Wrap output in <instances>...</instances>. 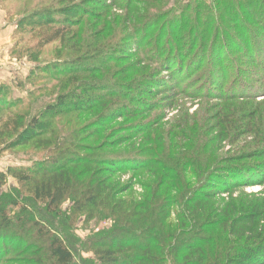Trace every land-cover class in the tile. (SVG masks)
Listing matches in <instances>:
<instances>
[{
	"label": "trees",
	"instance_id": "1",
	"mask_svg": "<svg viewBox=\"0 0 264 264\" xmlns=\"http://www.w3.org/2000/svg\"><path fill=\"white\" fill-rule=\"evenodd\" d=\"M58 2L60 5L81 2L80 7L87 13H83L84 16L80 14L82 18L75 21L72 17L75 13L68 5L62 11L56 8L55 12H52L53 4L49 8L39 6L34 12L24 11L27 17L18 27L30 26L28 33L35 42L26 49V56L28 52L41 51L53 44H71L76 60H66L64 64L72 66L66 71L69 72V81L74 89L67 95L58 96L56 103L42 109L41 114L31 120L21 115L8 119L2 128L0 134L10 144V149L32 144L37 150L42 149L57 156L48 157L35 166L12 168L7 174L0 171V264L10 261L6 257L19 250H25V256L29 255V259L25 257L29 264H82L77 258L71 236L68 237L70 230L57 223V219L63 215L60 210L62 205L70 200L73 201L71 211L74 216L87 213L92 220L96 212L100 211V219H113V227L108 232L87 240L86 246L91 245L98 258L97 264H264V193L244 192V188L248 186L258 183L264 185V178L254 179V170L240 169L242 164H236L235 158H228L220 160L222 164H215L210 168V177L216 179V183H197L192 187V181L185 178L190 167L181 162L170 164L156 153L151 154L150 151L154 152L156 148L149 150L145 146L129 144L138 134L145 132L143 129L131 125H114L116 118L136 116L137 113L143 115L145 111L156 110L161 104H155L154 100L166 91H170L173 97H168L165 104L172 107L175 92L179 89L177 82L186 83L196 70L204 66V62L198 66L199 60L190 59L189 66H185L189 58H185L183 53L173 56L168 50L169 56L165 57L166 54L160 51L158 59H165L162 67L171 72L181 69L182 73L177 76V81H172L170 90H167L169 85L164 81L157 86L153 85L147 82L151 79L147 74L137 75L135 63L123 66L124 57L118 51L119 47L114 46L112 50L109 48V54L105 52L108 49L101 51L112 45L111 40L106 38L115 29L112 27L115 19L102 20L85 10L90 6L102 7L101 1ZM110 2L107 11L120 9L113 0ZM129 8L125 24L128 20L129 24L132 20L135 21L134 26L131 24L134 34L154 25L153 22L149 23L152 18H142V12L146 10H135V17ZM60 15L62 20L59 21ZM86 18L96 20L85 22ZM140 20L144 21L137 25ZM123 26L125 27L124 23ZM82 27L88 31V42L84 46L80 45V33L74 31ZM254 40L257 41L255 38ZM135 44L143 50L146 42L143 37H139ZM224 49L222 47L219 50L220 56H223ZM34 57L31 54L30 58ZM95 57L102 58L101 69L93 67L87 70L82 68L83 63L79 64ZM256 57L257 51L252 50L248 60L255 63ZM182 59L184 64L178 65L177 61ZM74 63L79 64L80 71ZM258 64L263 67L264 61ZM41 68L48 66L43 68L37 65L30 72L37 74ZM82 71L86 73L82 74ZM86 74H92L93 79L87 78ZM98 74L105 77H97ZM112 75L119 77L122 82L115 86L109 81L111 88L108 92L99 94L96 89L88 86L91 82L98 83ZM216 76L215 73L214 79ZM19 79L20 76H17L11 84ZM213 83L214 80L211 81ZM90 91L93 92L86 96L85 93ZM5 95L0 90V103L6 102ZM133 95H136V99ZM258 96V93L253 97L247 95L244 100H258ZM114 99H120V102H115ZM128 101L137 104L136 107L131 108ZM257 106L264 110V101L257 103ZM114 107L120 110L113 111ZM243 109L246 111L248 107L242 108V111ZM73 113L77 126L73 132L64 136L62 143L54 145V139L42 138L43 133L40 131L42 128L51 130L53 119ZM253 115L255 113H250L242 120L248 121ZM156 125L150 123L148 127L150 141L155 135L152 130ZM238 125L239 123L234 124L233 127L239 129L241 134L255 133L254 129L249 128L251 124H248V128L237 127ZM181 127L185 129V126ZM194 129L198 131L197 128ZM84 132L87 134L84 135ZM128 132L130 138L127 137ZM226 139L223 136L219 141ZM137 148L142 160L146 157L149 159L146 164L140 165L127 160L126 151ZM262 155L264 152L258 156ZM255 156L254 153L246 158L252 159ZM146 169L153 171H149L153 176V184L146 186V195L132 201L123 198L122 196L130 194L132 186H120L117 175ZM194 170L198 172L196 168ZM9 174L22 185L21 190L15 189L8 193L3 191L8 184ZM39 204L43 205V212L55 221H44L30 210L29 206ZM17 209L19 212L15 211Z\"/></svg>",
	"mask_w": 264,
	"mask_h": 264
},
{
	"label": "rangeland",
	"instance_id": "2",
	"mask_svg": "<svg viewBox=\"0 0 264 264\" xmlns=\"http://www.w3.org/2000/svg\"><path fill=\"white\" fill-rule=\"evenodd\" d=\"M99 1L102 2V7L90 6L85 10L97 15L102 20L115 19L112 26L115 29L106 38L111 40L112 45L101 49V51L108 49L105 52L109 54L114 46L119 47L118 51L124 57L123 66L135 63L138 76L147 74L151 78L147 82L156 86L163 81L167 82L169 85L167 90H170L172 81H177V76L182 73L181 69H175V72L164 69L162 65L165 59H158L160 51H163L164 55L166 54L165 57L169 56L168 50L173 56L183 53L185 58H189L185 66L190 62V59L199 60L198 66L204 62V66L200 67V70H196L186 83L177 82L179 89L175 92L172 107L165 104L168 102V97H173L170 91H166L154 100L155 104H161L156 110L145 111L143 115L137 113L136 116L130 115L115 119L114 125L138 126L145 131L133 138L129 144H136L137 147L145 146L149 150L156 148V151H150V153H156L157 156L170 164L181 162L182 165L190 167L185 178L192 181V187L197 183L199 185L209 182L216 183V179L210 177V168L215 164H222L220 160L228 158H235L236 164H242L239 166L240 169L254 170V179L264 178V155L258 156L264 152V110L257 106V103L264 101V65L262 67L258 64L264 61V0H130V3L128 0H113L122 10L111 9L110 11H107L106 8L111 5V0ZM76 3L68 2L65 5L62 3L60 5L58 0H4L3 2L0 0V21L9 30L6 31L8 34L6 42L1 47L2 52L9 51V56L1 57V59L5 58L3 61L8 68L12 67L9 69L10 74L13 72L21 78L14 80L12 84V80L17 76L5 75L3 76L4 81L0 80V90L6 94V102L0 103V133L8 119L24 115L28 120H31L40 115L42 109L45 110L56 103L58 96L67 95L74 89V85L69 81V72L66 71L72 66L64 64L66 60H76L75 54L71 51V44L68 42L63 45L53 44L41 51L28 52L26 56L25 53L28 51L26 49L35 42L28 33L30 26L18 27V24L27 17L24 11H33L39 6L49 8L52 4L54 5L52 12H55L56 8L62 11L68 5L69 9L75 13H72L73 19L78 21L80 14L84 16L87 12H83L84 10L80 7L81 2ZM127 8L132 10L135 17V10H146L142 12V18H152L153 20H150L149 23L153 22L154 25L148 29L143 28L134 34L135 21L132 20L133 26L129 24V20L125 24L128 17ZM96 18H92V20L86 18L85 22L94 21ZM60 20H62L61 15ZM143 21L140 20L137 25ZM126 26L132 28L127 29ZM74 31L80 33V45L84 46L88 42L87 28L82 27ZM139 37H143L146 42L143 50L135 44ZM248 43L251 46L248 47ZM222 47H225L224 54L220 56L219 50ZM252 50L257 51L255 63L248 60ZM31 54L32 57L35 56L36 60L30 58ZM96 58L88 62H79V64L83 63L82 68L87 70L93 69V67L101 69L102 58ZM3 61L0 60V62ZM180 63L184 64V60L177 61L178 65ZM74 64L80 71L79 64ZM37 65L43 66V68L48 66V68H41L37 74L31 73L30 70ZM17 69L19 73L15 71ZM82 72V74L86 73ZM215 73L217 76L214 79ZM86 76L93 79L92 74H86ZM97 77L105 76L98 74ZM212 80H214V85L211 84ZM109 81L111 85L115 86L122 82L119 77L112 75L98 83L91 82L88 86L101 94L108 92L111 88L108 84ZM91 92L93 91L87 92L85 95L88 96ZM256 93L259 94L258 100H244L247 95L253 97ZM80 95L84 96L83 93ZM244 95L246 96L241 98ZM133 96L136 99V95ZM114 100L120 102V99ZM128 102L131 108H135L137 105ZM244 105H247L248 110L244 111L243 109L242 111V108H247ZM222 109L224 110L222 111ZM114 110H120V108L114 107ZM250 113H255V115L248 121L242 120ZM85 116L87 115L85 114ZM75 117L73 113L53 119L50 132L44 128L40 131L43 133L42 138L54 139V145L62 143L64 136L75 130L77 126ZM150 123L157 124L152 130L155 135L152 136L151 141L148 130ZM238 123L237 127L241 128H248V124H251L249 128L254 129L255 133L251 135L239 133V129L233 127ZM182 125L185 126V129L181 127ZM194 128H197L198 131ZM129 132L128 138H130ZM86 134L84 132V135ZM223 136L227 139L223 142L219 141ZM129 144L125 145L129 146ZM9 145L0 134V171L6 174L12 168L35 166L48 157L56 158L57 156L55 153L48 154L42 149L37 150L32 144L13 149H10ZM138 149L127 150V160L140 165L146 164L149 159L146 157L142 160L143 158L139 157ZM254 153L256 154L254 158H246ZM149 171L152 170H131L117 175L120 186H132L130 194L122 197L128 198V201L144 197L146 186L153 184L151 182L153 176ZM21 188L22 185L9 174L8 184L3 191L8 193L15 189L19 191ZM244 192L248 194L264 193V185L258 183L248 186L244 188ZM72 207V200L66 201L62 205L60 210L63 215L61 214L62 217L57 219V223L60 227L65 226L70 230L68 237L71 236L79 261L82 264H97L98 258L94 250L91 249L92 246H86L87 240L108 232L113 227V219L109 217L100 219L102 214L100 211L96 212L95 218L92 220L87 216V213L74 216L71 211ZM29 208L44 221H55L43 212L42 204L31 205ZM15 211L19 212L18 209ZM10 245L13 244L10 242ZM25 255V250L12 252L6 257L7 260H11L3 264H29L25 259V257L29 259V255Z\"/></svg>",
	"mask_w": 264,
	"mask_h": 264
},
{
	"label": "crops",
	"instance_id": "3",
	"mask_svg": "<svg viewBox=\"0 0 264 264\" xmlns=\"http://www.w3.org/2000/svg\"><path fill=\"white\" fill-rule=\"evenodd\" d=\"M2 12V11H1ZM3 13V12H2ZM2 15V17H3V14H1ZM6 31H9L8 30V27L6 26V25H3V23H2V21H0V60L1 61H3L4 59H1V57H4V56H9L8 55V52L9 51H7V52H2V50H1V47L2 46H4V44H5V42H6V36L8 35L7 33H6ZM7 59V58H6ZM13 64V63H12ZM12 67L10 66L9 68H8V66H6V64H4V61L3 62H0V70H2V71H0V80L1 81H4V78H3V76H5V75H13V76H17V74H13V72H11V74H10V70L9 69H11ZM7 71V72H6ZM15 71H18V73H19V70L17 69V70H15ZM6 72V73H5Z\"/></svg>",
	"mask_w": 264,
	"mask_h": 264
}]
</instances>
